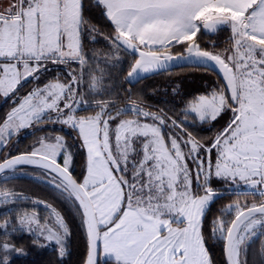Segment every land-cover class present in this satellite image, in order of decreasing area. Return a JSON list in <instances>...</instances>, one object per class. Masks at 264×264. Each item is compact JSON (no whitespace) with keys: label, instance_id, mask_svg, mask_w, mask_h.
Returning <instances> with one entry per match:
<instances>
[{"label":"snow or ice","instance_id":"obj_1","mask_svg":"<svg viewBox=\"0 0 264 264\" xmlns=\"http://www.w3.org/2000/svg\"><path fill=\"white\" fill-rule=\"evenodd\" d=\"M93 8L112 28L105 39L113 57H134L130 85L184 65L214 69L218 85L178 115L135 101L119 109L97 100L104 73L89 67L83 43ZM222 29L230 32L227 48L202 46V36ZM96 31L87 29L88 35ZM50 66H63L64 79L57 73L20 95L18 89ZM0 97L14 105L0 119V148L33 126L58 124L74 133L83 156L79 177L63 135L41 137L15 156L3 152L0 176L26 168L44 173L40 178L78 218L80 264H103L104 258L110 264H248L247 249L264 237V0H11L0 9ZM90 100L93 114H79ZM222 119L207 142L188 127L211 131ZM217 184L229 192L243 186L254 200L227 205L209 221L210 206L222 197ZM18 197L0 189V204ZM31 202L49 216L20 210L0 224V264L28 255L16 247L17 233L34 246L54 244L56 264H64L73 236L68 220L51 204Z\"/></svg>","mask_w":264,"mask_h":264},{"label":"trees","instance_id":"obj_2","mask_svg":"<svg viewBox=\"0 0 264 264\" xmlns=\"http://www.w3.org/2000/svg\"><path fill=\"white\" fill-rule=\"evenodd\" d=\"M86 19L90 21L89 24L85 25V35H84V51L87 54L90 61V68H94L96 64L95 61L103 62L105 60H110L111 65H108V70L103 72V78L107 87V92H105V97L115 102L116 106H122L126 102H140L147 108L156 111L158 107H172L175 112L169 114H175L176 111L179 110L177 107V103L174 104L178 98L179 100H187V98H193L198 94L206 93L208 91L207 87L204 88L202 85H193L191 92L188 95L182 96L179 93H175L174 98L168 96L164 98V100L159 99L158 96L162 88V83L169 80H176L179 77L183 78L184 76H188L189 74L199 73L203 76H208L209 78L216 79L219 82V79L213 73L204 70V69H196V68H181L176 69L170 72L161 73L147 79H144L137 83L134 86H130L126 81L125 77L127 72L130 70V65L133 62L130 54L119 53L118 58L116 57H107V53L109 47L107 44L108 41L105 39V36L112 34V28L108 24V22L103 18L102 13H100L95 8L90 10V13L87 15ZM95 26L96 33H93L92 36H95L94 41L90 40V37L87 34V29ZM228 30L224 29L219 31L218 33L210 36L204 35L201 38V44L204 47H207L210 43H215L218 48L221 50L227 48L228 45ZM217 48V50H218ZM99 64V63H98ZM101 67V64L98 65ZM59 73L61 79H64L65 74L59 72V68H52L51 70L45 71L40 75V78L31 83H25L24 86L18 89L20 95L26 94L30 91L36 84H42L47 82V80L52 79L55 75ZM187 78V77H186ZM208 86V85H206ZM202 87V92L198 91ZM86 88V84H82L81 91ZM131 93V100H129L128 94ZM87 93H85L86 95ZM170 95V93H169ZM99 98V97H98ZM11 97L7 99L0 98V119H3L5 113L14 105L11 102ZM173 99V100H172ZM19 101L17 100L16 103ZM167 104V105H164ZM93 108L89 107L88 111H81L79 114L81 115H91L93 114ZM170 110V109H169ZM127 118V117H125ZM225 123V120L221 123H217L216 128L209 131L207 125L203 127H189L191 131L196 132V134L204 139L207 142L208 137H210L215 131H217L220 127H222ZM49 128H42L38 131H35L30 136L41 133L43 131H50ZM52 131V130H51ZM54 133L62 134L67 139V144L70 147V152L73 154V164H74V175L79 177L82 170L83 156L80 155L78 142L74 141L72 131L68 128L54 130ZM30 138V137H29ZM11 143V142H10ZM9 143V144H10ZM26 143V142H25ZM24 142H21L14 148L8 150L9 156H15L20 152H24L23 150L25 146ZM18 146V147H17ZM6 149H3L5 152ZM23 171L27 173H43L38 169L34 168H26ZM0 189H8L14 190L19 197L17 198L15 203L10 204H0V224H2L6 219H14L20 212V210H32L35 209L36 212H42L40 206L35 203H32L33 200H39L46 202L48 204L56 207L68 220L69 226L73 230V236L70 240L71 252L69 256V260L65 261L64 264H80V260L83 254V243L81 238V232L79 229V221L78 218L74 215L73 208L70 203L54 188L49 185L43 184L41 182L35 181L27 176H12V177H0ZM236 198L245 200L254 199L251 195H246L245 193H223L222 197L216 200L209 208L207 216L209 221L215 219L221 209L231 202H233ZM11 230V229H9ZM16 247L23 248L28 255L27 256H19L14 257V264H56V248L52 244H48L46 248L34 246L32 244V240L29 236H19L17 233L16 237ZM213 242L209 241L211 245ZM264 247V237L259 238L254 243H251L250 247L247 249L246 260L248 264H264V256L261 255V248ZM215 256L217 260H220V248L217 246L215 248ZM103 264H110L109 260L103 259Z\"/></svg>","mask_w":264,"mask_h":264},{"label":"rangeland","instance_id":"obj_3","mask_svg":"<svg viewBox=\"0 0 264 264\" xmlns=\"http://www.w3.org/2000/svg\"><path fill=\"white\" fill-rule=\"evenodd\" d=\"M10 2H11V0H0V9L6 7ZM222 30H224V29H222ZM219 31H221V30H219ZM228 33H229V30H228ZM87 34H88V32H87ZM214 34H216V33L205 34V35L212 36ZM88 36L90 37L91 41H94L95 38L93 39L92 35H88ZM107 45L109 47V50H108V53H107L106 56L107 57H113V55H112V53L110 51V46H109V44H107ZM218 50H221V48L220 49L218 48ZM115 57L118 58V55H116ZM95 63L96 64L94 65V68H92L94 71L96 69H99L102 72H104L105 70L107 72V70H108L107 66L111 65V61L110 60H105L103 62H99L98 60H96ZM98 63L101 64V67L98 66L99 65ZM53 67L54 68H62L63 66H50L49 69L51 70ZM105 81H107V80H105L103 78V82H102V85L100 86V89H99L97 95H96V99L97 100L104 99V100H108V101L112 102V100H110V99L105 97V95H107V94H105V92H107V87H108V85H106ZM125 81H126V79H125ZM218 83L219 82L216 79L209 78L208 76H203L202 74H199V73H196V74L191 73L188 76H184L183 78L179 77L176 80H169V81H166V82L162 83V88H161V91L159 93L158 100L159 99L164 100V98L167 97V94H168L169 97L174 98L175 93L173 92V88H175L177 86H178V91L176 93H179L180 95L185 96V95H188L189 92H191L190 90H192L193 85L194 86L195 85H202V87H204V88L207 87V89L209 88L207 92H209V91H211V89L216 87L218 85ZM206 85H208V86H206ZM202 87L200 88V90L198 89V91L202 92ZM86 88H87V84H86ZM169 93H170V95H169ZM85 96L87 98V94ZM0 98L4 99L3 97H0ZM193 98H191V99L187 98V100H179V101H178V98H175L174 100H177V101L174 102V104L177 103L176 105L179 108V110L176 111L177 112L176 114L178 115L180 110L182 108H184L185 105L189 101H191ZM89 103L91 105V108L95 107V101L94 100H90ZM137 103L140 104L146 110L153 111L152 109L147 108L146 106H144L142 103H140V102H137ZM131 104H132V102H129V103L126 102L124 105L116 106V107L119 108V109H123L125 107L131 106ZM164 105H167V104H164ZM174 108H175V106H172V107H169V106L163 107L162 106V107H158V109L156 111L163 110L165 112L171 113V110H173ZM172 112H175V111L173 110ZM127 118H131V117H127ZM177 119H179V116H177ZM225 119H226V117H225ZM225 119L220 120L218 123H221ZM191 126L192 127H196L194 125H188V127H191ZM42 128H49L52 131L51 130L50 131H43L41 133H38V134L34 135L33 137L30 136L32 133H34L35 131H38L39 129H42ZM63 128H65V127L62 126V125H58V124H44V125L33 126V127L29 128V129L21 130L20 133H18L16 136L13 137V139L11 140V143L7 145V148H0V155L3 154V153H1L3 151V149H6V152L9 154L8 150L14 148L13 146H16V144L18 145L20 143V141L24 142V143L26 142L25 146L23 148V150L26 151L32 145H34L36 143V141L38 139H40L41 137H44V136L54 137L55 135H62V134L54 133L53 131L54 130H58V129H63ZM69 151H70V149H69ZM12 176H27L28 178H31V179H33L35 181L41 182L43 184L49 185L50 187L54 188L50 183L47 182V178L46 177L45 178H40V177H44V173H33V174H31V173H27V172H23V171H15V172H6L2 177H12ZM215 186L221 189V194L226 193V192H228V193H232V192L233 193H241V192L245 193V191H246L243 186H241L238 190L234 189L232 192L224 190L222 185L217 184ZM54 189H56V188H54ZM253 200L254 199L245 200L244 198H242V199L236 198L233 202H231L229 204H226L222 209L226 208L227 205L233 204L234 202H237V201L240 204H245V203H252ZM37 205L40 206L41 209H43V210H42V212H39V213L36 212V213L40 217L41 220H44L45 218H47L49 216V210L46 209L45 207H43L41 204H37ZM226 218L231 219V216L227 215ZM258 239L259 238H254V242L257 241ZM52 245H54V244H52Z\"/></svg>","mask_w":264,"mask_h":264},{"label":"water","instance_id":"obj_4","mask_svg":"<svg viewBox=\"0 0 264 264\" xmlns=\"http://www.w3.org/2000/svg\"><path fill=\"white\" fill-rule=\"evenodd\" d=\"M182 68H193L191 65H184V66H182ZM207 68H209V69H213V66L211 65V64H209L208 66H207ZM176 69H181V67H175V68H173L172 69V71L173 70H176ZM201 69H203V68H201ZM208 71V70H207ZM166 72H169V71H160V72H157V73H153V74H150V75H144V76H140V77H138L137 78V81L134 83V84H129L127 81H128V78H127V74H126V77H125V79H126V82L130 85V86H134V85H136L137 83H139L140 81H142V80H144V79H147V78H149V77H152V76H155V75H158V74H161V73H166ZM210 72H212L213 74H215L217 77H218V74H217V72L213 69V70H211ZM219 78V77H218ZM0 177H2V176H0Z\"/></svg>","mask_w":264,"mask_h":264},{"label":"crops","instance_id":"obj_5","mask_svg":"<svg viewBox=\"0 0 264 264\" xmlns=\"http://www.w3.org/2000/svg\"><path fill=\"white\" fill-rule=\"evenodd\" d=\"M229 35H230V32H229ZM104 259H107V258H104ZM108 260V259H107Z\"/></svg>","mask_w":264,"mask_h":264}]
</instances>
